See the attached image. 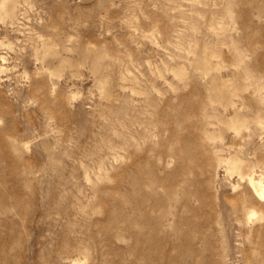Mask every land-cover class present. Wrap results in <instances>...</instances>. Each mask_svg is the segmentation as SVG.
Instances as JSON below:
<instances>
[{"label": "rangeland", "instance_id": "obj_1", "mask_svg": "<svg viewBox=\"0 0 264 264\" xmlns=\"http://www.w3.org/2000/svg\"><path fill=\"white\" fill-rule=\"evenodd\" d=\"M263 125L264 0H0V264H264Z\"/></svg>", "mask_w": 264, "mask_h": 264}, {"label": "bare ground", "instance_id": "obj_2", "mask_svg": "<svg viewBox=\"0 0 264 264\" xmlns=\"http://www.w3.org/2000/svg\"><path fill=\"white\" fill-rule=\"evenodd\" d=\"M8 3V2H7ZM15 5V4H13ZM11 6V5H9ZM13 11V9H12ZM182 72V71H181ZM234 119V118H233ZM229 121V120H228ZM228 121L226 123H228ZM238 121V120H237ZM240 121V120H239ZM250 122V121H248ZM260 123L262 124L263 121L261 120ZM230 124V123H229ZM245 124V123H244ZM243 124V125H244ZM232 125H235L237 126V123H233L232 121ZM264 126V125H263ZM238 127V126H237ZM242 133V131H241ZM246 163V162H245ZM233 170H241L242 169V166H243V161L241 160H236V161H233ZM232 167V165H231ZM247 168V167H246ZM244 170V173H245V169ZM248 173V171H247ZM243 174V173H242ZM249 183H250V186L252 187V189L254 190L253 192L260 198V199H264V181L261 179V178H255L254 176H251L250 179H249ZM255 215V214H254ZM251 216H253L251 214Z\"/></svg>", "mask_w": 264, "mask_h": 264}]
</instances>
